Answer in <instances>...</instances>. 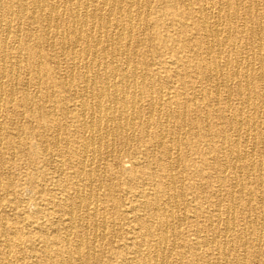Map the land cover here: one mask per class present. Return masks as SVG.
<instances>
[{
  "label": "bare ground",
  "instance_id": "obj_1",
  "mask_svg": "<svg viewBox=\"0 0 264 264\" xmlns=\"http://www.w3.org/2000/svg\"><path fill=\"white\" fill-rule=\"evenodd\" d=\"M152 1L0 0V264H264V0Z\"/></svg>",
  "mask_w": 264,
  "mask_h": 264
},
{
  "label": "rangeland",
  "instance_id": "obj_2",
  "mask_svg": "<svg viewBox=\"0 0 264 264\" xmlns=\"http://www.w3.org/2000/svg\"><path fill=\"white\" fill-rule=\"evenodd\" d=\"M156 5H157V1L156 0H153L151 2V8L154 9V7H156ZM61 58H62L61 59L62 61L60 63V66H61V70L63 72V71L66 70V63H65V61H66V58H68V57L65 56L63 58V56H62ZM166 65H167V67L170 66L171 68L173 66L170 61H168L166 63ZM172 69H174V66H173ZM28 89L30 91H33V90H35V87L33 85H30V86H28ZM20 117H23V116H20ZM20 117H19V119H20ZM2 119H3V117H2ZM21 120H23V118H21ZM13 153H15V152H12L13 157L16 156V158H14L13 160H11L12 159L11 156H10L11 152H7L6 153V156H7L8 160H9V172L8 173L12 176L13 185L15 187L13 189V196H11V191H12V188H11L10 191H7V192L4 191V193L2 192V194L0 195V197L2 199H4L5 202L7 201V203L9 204V207H8V210H7L8 213H10L8 215V217H7L8 221L9 222L14 221L13 222L14 225L17 228L20 229L21 226H23V224L30 223L29 221L32 220L31 214L34 211V206L31 205L30 203H27V204L21 203V204H23V206H22V212H23V214L21 216H18L17 215L18 212L20 211V208H18V209L16 208V210H17L16 213L17 214H15V212L9 211V209L11 208V206L15 207V204L12 203L14 201L13 197H15L17 200L20 199L22 201H27L28 202V196L29 195H28V191L25 188L26 187L25 184L27 183L28 177L30 176L31 167L28 164V161H27V159L25 157L21 156L20 154H17V153L13 154ZM257 155H258V151H257ZM114 164H115L114 167H116V169H119V167H121V166H124L127 169H130L131 168L132 164H131L130 154L127 152V150L120 151V153L118 154V157L115 158ZM107 171H109V169H107ZM208 172L211 174L212 177H214L215 173H213V171L211 169H208ZM242 175L246 176V173L244 172V173H242ZM252 181L250 183L251 185L253 183ZM212 184H216V183L212 182ZM254 186L255 185L253 184V187ZM213 199H215V198H213ZM253 203H254V201H253ZM28 209H29V211H28ZM209 209H210L209 210V215L211 216L213 214V208L210 207ZM12 213H14L15 215L12 214ZM233 216H235V219H236L234 229H231L228 233H225L224 235L222 234L220 237H218L217 238V243L218 244L219 243H222V242H226L227 246H232L231 244H233L234 236L237 233H241V232H242L241 234L244 236V239H247V238L250 237L251 234H249L248 232H245L244 233V231H243L242 228L244 226H246V225H248V226L249 225H254L256 223V218L254 216L250 215L248 212H242L241 209L235 210V212L233 213ZM191 224H192L191 220H190V222H186V224H184V226L182 228L184 230L183 231L184 233H185L187 227L190 226ZM32 227H33V225H32ZM213 228L214 227L211 226L208 230L202 231L201 234L210 237ZM28 236H29L28 234H25V235L24 234H21V237L20 238L24 240L25 237H28ZM113 237L114 238H112V240L113 239L114 240H113V244L112 245L114 247V245H116L115 244V238L117 236L116 237L113 236ZM0 239H3V236L2 235H0ZM260 243H261L260 244V247H262L263 250H264V239H262V241H260ZM179 245H181V244H179ZM109 247L110 246H107V248H104L103 246L100 245V242L97 243L96 250H97V254H98V261H95V264H110L107 261V258L109 256V253H107L108 250H109ZM176 249H177V251H179L181 248L177 247ZM208 249H209V247H202L201 248V251L208 250ZM208 252H212V248H210L208 250ZM235 252H237V254L239 255V257L244 256V254H245V256L247 255V251L245 250V248L244 249L243 248H239L238 246H235L234 253ZM130 256H131V254H129V257ZM175 257H176V255L174 254L169 259L174 260ZM213 258H214L213 259L214 261L217 259L216 260L217 262L221 260L220 256L218 254H216V253L213 255ZM112 259H114V258H112ZM116 263H114V264H116ZM76 264H82V263L81 262H77ZM183 264H189V262L184 260L183 261ZM213 264H216V263L213 262Z\"/></svg>",
  "mask_w": 264,
  "mask_h": 264
}]
</instances>
